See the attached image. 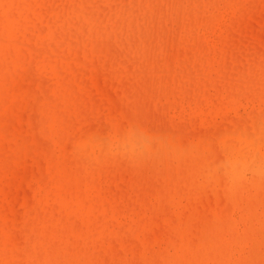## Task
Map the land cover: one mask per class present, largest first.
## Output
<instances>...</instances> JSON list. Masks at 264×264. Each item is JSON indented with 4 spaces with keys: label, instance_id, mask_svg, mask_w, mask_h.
<instances>
[{
    "label": "rangeland",
    "instance_id": "1",
    "mask_svg": "<svg viewBox=\"0 0 264 264\" xmlns=\"http://www.w3.org/2000/svg\"><path fill=\"white\" fill-rule=\"evenodd\" d=\"M262 127L264 0H0V264H264Z\"/></svg>",
    "mask_w": 264,
    "mask_h": 264
},
{
    "label": "bare ground",
    "instance_id": "2",
    "mask_svg": "<svg viewBox=\"0 0 264 264\" xmlns=\"http://www.w3.org/2000/svg\"><path fill=\"white\" fill-rule=\"evenodd\" d=\"M256 117V116H255ZM256 120V119H255ZM257 123V122H256ZM261 123V122H260ZM258 124V123H257ZM242 125V124H241ZM259 125V124H258ZM248 126V125H247ZM256 127V126H255ZM238 128V127H237ZM247 128V127H246ZM263 128V127H262ZM241 129V128H240ZM264 129V128H263ZM231 130V129H230ZM249 130V129H248ZM243 131V130H242ZM233 132V131H232ZM262 132V131H261ZM245 133V132H244ZM247 133V132H246ZM251 133H253V132H251ZM136 134H137V131H136ZM135 134V135H136ZM237 134V133H236ZM138 135V137L140 136L139 135V133L137 134ZM251 135V134H250ZM97 136V135H96ZM166 136V135H165ZM253 136V135H252ZM217 137V136H216ZM248 137H250V136H248ZM103 138V137H102ZM132 138V137H131ZM163 138V137H162ZM173 138V137H172ZM171 138V139H172ZM218 138V137H217ZM259 138H260V136H259ZM98 139V138H97ZM235 139V138H234ZM255 139V138H254ZM257 139V138H256ZM263 139H264V137H263ZM90 140V139H89ZM147 140V139H146ZM174 140V139H173ZM212 140V139H211ZM262 140V139H261ZM86 141H88V140H86ZM86 141H84L85 143H86ZM165 141V140H164ZM225 141H227L228 142V139L227 140H225ZM93 142V141H92ZM138 142V141H137ZM213 142V141H212ZM238 142V141H237ZM103 143V142H102ZM165 143H166V141H165ZM257 143V142H256ZM256 143H255V141H254V144L256 145ZM104 144V143H103ZM153 145V144H152ZM250 145V144H249ZM162 146H163V144H162ZM252 146V145H251ZM250 146V147H251ZM104 147V146H103ZM103 149V148H102ZM236 149V148H235ZM239 152V151H238ZM248 153V152H247ZM251 153V152H250ZM241 155V154H240ZM245 157V156H244ZM230 160H231V164H232V167H233V169H234V171H235V174L236 173H238V166H240V165H238V164H240L239 162H240V157H239V155H238V153H236V152H233L232 153V156H231V158H230ZM247 161V160H246ZM226 162V161H225ZM252 164V163H251ZM250 164V165H251ZM228 166V165H227ZM247 167V166H246ZM263 170H264V168H262Z\"/></svg>",
    "mask_w": 264,
    "mask_h": 264
},
{
    "label": "clouds",
    "instance_id": "3",
    "mask_svg": "<svg viewBox=\"0 0 264 264\" xmlns=\"http://www.w3.org/2000/svg\"><path fill=\"white\" fill-rule=\"evenodd\" d=\"M141 144L143 145L144 148L148 147L147 141H142ZM136 149H137V145L127 146L126 149L124 150L123 154L125 156H129V157L134 156Z\"/></svg>",
    "mask_w": 264,
    "mask_h": 264
}]
</instances>
